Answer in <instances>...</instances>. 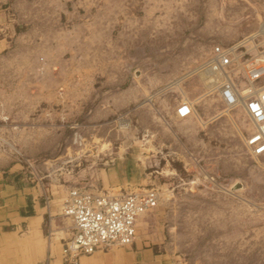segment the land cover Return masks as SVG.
<instances>
[{
    "label": "rangeland",
    "instance_id": "374dc122",
    "mask_svg": "<svg viewBox=\"0 0 264 264\" xmlns=\"http://www.w3.org/2000/svg\"><path fill=\"white\" fill-rule=\"evenodd\" d=\"M11 1L0 0L7 23L16 27L9 35L6 26H0V40L7 37V43L0 42V61H6L0 62V169L10 165L26 169L30 179L43 187L46 183L50 193L46 200L60 190L59 204L75 184L114 193L156 186L161 200L138 223L136 238L161 254L158 264H264V157L249 154L244 146L243 131L250 122L241 113L239 118L247 124L240 125L235 107L219 101L214 93L217 83L206 76L207 70L181 77L203 61L214 42L232 44L246 36L248 51L261 49L264 0H67L68 10L76 1L81 12H62L55 26L68 31L55 35L56 45L48 43L46 59L55 58L51 53L65 47L67 37L79 41L80 30L73 22L90 18L84 26L94 27L92 18L97 16L103 25L95 31L103 35V43L89 35L94 44L86 46L84 60L93 55V61L83 63L84 73L89 79L94 71L102 73L108 67L125 72L121 87L126 88L127 102L112 109L107 117L112 120L103 125L87 124L85 140L81 134L74 137V132L76 122L89 117L88 110L75 111L67 101L62 109L61 103L49 105L56 98L68 100L79 83L74 76L80 73V55L70 57L77 54L78 44L62 55L64 61L71 60L70 73L65 62H60V72L57 65L48 72L44 66L48 61L34 59L38 58L34 51L27 56L26 48L13 58L17 53L13 40L28 27L25 20L34 26L38 22L25 10L21 14L25 20L20 19ZM54 1L19 0L23 9L44 7L41 14L47 13L49 20L59 16L52 12L59 10ZM84 6L92 7L89 15L82 13ZM105 7H113V13L94 14ZM171 69L178 78L169 86L170 77L165 76ZM143 72L154 76L151 92L143 86ZM65 74H69L66 81ZM28 87L42 88L43 93L29 94ZM180 98L188 99L195 110L179 116ZM57 222L54 227L72 225L70 219ZM43 230L46 237V222ZM112 246L96 252L107 254ZM60 247L56 253L61 262ZM129 263L137 264L133 258Z\"/></svg>",
    "mask_w": 264,
    "mask_h": 264
},
{
    "label": "crops",
    "instance_id": "0c3cea01",
    "mask_svg": "<svg viewBox=\"0 0 264 264\" xmlns=\"http://www.w3.org/2000/svg\"><path fill=\"white\" fill-rule=\"evenodd\" d=\"M11 2L13 8L17 11V14L20 16V19L21 18L24 19V17H22L21 14L25 10L27 15H35L34 17L38 22V24L34 26L33 21L29 22L24 19L27 23H29V25L25 31L19 32L13 40L16 41V44L14 46L17 47L16 49H14V51L17 53H15L13 58L14 57L17 58V55L20 54V51L26 48L25 51L28 52L27 56L30 53H33L34 51L36 57L38 56V58H34V59H37V61L47 60L46 58H48L50 55L48 54L50 49L48 43H52L53 45H56L55 40L57 34L60 36L59 33L63 31H68V30H59L61 26L58 25L55 26L61 19L62 12H64V14L67 12L68 14L69 13L73 14L74 11L79 13L81 12V10H79L78 7L76 6L77 4L76 1L71 2L70 4L71 10H68L69 5H67V0H55L52 3L53 5H57L58 6L57 8L60 11L59 10L56 11L54 9V11L52 12L53 13L59 12V16H57L56 14V17L54 16L55 18L52 17L53 19L49 20L51 18L46 17L47 13H45L44 15L41 14L43 13L41 12V9L44 7L35 8L34 5H31L32 8L28 7L27 9H23L24 6L22 5L20 7L22 3L19 2V0H13ZM83 10H84L82 12L83 14L89 15L92 11V7L86 8L84 6ZM105 10L109 11L106 12V14H109L112 12L113 7H105L104 9L97 8L95 9L94 14L103 12ZM79 13L77 14L79 15ZM40 17L43 19H41ZM90 20L91 19L88 18L79 23L73 22L72 26L75 25L74 26L75 29L80 30L79 41H77L76 39L74 40V38L72 37L70 38L67 37L68 40L67 39L64 40L65 47L61 46L60 48H56V50L51 53L52 55L55 56V58L51 59L50 61L47 60L48 66L47 65L44 66H46V70L48 72H52L51 70H53V68L56 67L57 65V68L60 72V69H62L60 62H65L64 64L67 69V72L70 73L72 66L71 60L66 61L67 58H64L62 55L66 51V48L68 49V47L72 46V44H78L77 54L75 53V55H73L71 53L70 57L72 56L79 57L80 55L79 57L80 66L78 68L80 69V73L78 76H74L75 80L79 83L78 84L75 83L74 92L70 93L73 98L72 97L68 98L70 99V102H67V104L71 103V106L74 104L75 107L73 106V108L75 109V111H79V112L83 110L89 111V117L83 118L82 121H86V122L107 121L108 119L107 117H109V113L112 109H114L115 107L120 109V107H122L127 102V97L124 93L126 88L121 87L122 83L125 81L123 75V73L125 74V72L113 71L111 67H108L107 70L105 69L104 71L105 73L102 72L104 74L98 73L96 70L94 71L93 74H91V76H89V79H87L88 75L86 74L87 75L86 76L84 73L85 65L83 63L86 62L87 60H89V62L90 61L92 62L93 55H89L86 58V60H84V56L87 55L88 52L86 50L87 48L86 46L94 44V42L90 43L91 36L89 35L91 34L96 35V37L99 38V43H103V35L100 32L95 31V29L98 30L97 29L98 26L103 25L102 23L103 19H100L97 16H95L94 19L92 18L94 27L93 26L85 27L84 25H87ZM7 21L8 19H6L4 10L1 9L0 7V23H2L1 26L3 27L5 25L6 26L5 28H7V32L9 33V35L10 34L13 35L14 34L13 31L16 30L15 24L12 25V23L11 24L10 22L7 23ZM41 21H45V22L42 23ZM105 22H106L105 25L107 26L108 23L107 18L105 19ZM83 29L85 30L88 29V34L83 33L85 31ZM68 35L71 36V32H68ZM6 39H7L6 36L1 38L2 41L7 43ZM86 41L88 42V45H86L87 44ZM83 46H84V50L82 48ZM81 49L83 51L82 55L81 52L79 54V50L81 51ZM2 55L3 54H0V58H2L1 57ZM63 59L66 60L64 61ZM12 60L13 59H11V62L13 63L14 61ZM18 60L22 61L24 59L22 57H18ZM0 62L2 63L6 61H0ZM42 68L43 71H45L44 70L45 67ZM143 73H145L142 75V81H144L143 86L147 87L151 92L150 87L152 85L151 84L153 81L152 78H154V76L150 73L148 74L146 72ZM172 74L173 71L171 69V71L165 76V78L170 77L169 86L172 84L174 80H176L177 77L176 74L175 76H173L174 74L173 75ZM68 75L69 74H65L66 77H63L64 80L67 79ZM60 76H64V74H60ZM30 81L31 84L35 83L34 79H31ZM41 89L42 88L39 87H28L27 91H29V94H34V93L40 94L43 93V90L41 91ZM60 102L61 100L56 98V100H53L49 105L57 104ZM171 103H172V109L174 111L176 107L175 106L176 101H173ZM61 104H63V106L60 107L61 109L66 106L65 103L61 102ZM108 120H112V118ZM103 169L105 170V168ZM111 174H113V172H111ZM28 175L29 174L26 169L18 170V167H15L14 165H10L8 167H4L0 169V264H38L37 262L41 260H45L46 264H70L69 262L63 260L62 245L64 240L71 235L72 225L68 226L65 223L60 227L53 226V223L56 226L58 225L56 224L57 219L64 218L67 221L68 219H70L64 216L63 213L61 212L62 209L61 204L62 203L64 204V202L62 201L65 197L66 192L64 193L62 197L63 199L60 204H59V195H60L59 189H55L57 191L56 193L57 195L54 194L53 198L46 200L47 198L45 199L44 196L47 195L48 198L50 196L46 183H45V187H43L42 185H40L38 181H35L34 179H30ZM108 181L112 182L111 179H109ZM57 215L60 216L57 217ZM145 216L146 213L138 219L137 226L138 223H140ZM44 222H46L49 227V231L46 237L43 234ZM136 236L134 241L130 244V247L112 246L110 249H108L107 252H104L107 254H103V255L98 254L96 252L97 250H95L94 252L96 253L93 256H89V254H92L93 252L89 254L81 255L79 257V264H105V262H110V261H112L114 264H130L129 262L131 258H133L134 262H136L137 264H158V260L161 261L162 258L160 256L161 254L154 252L152 247H144L141 238H136ZM44 238H46V241L44 240ZM60 244H61L60 247L61 262L59 259H57V253H56V250L58 249Z\"/></svg>",
    "mask_w": 264,
    "mask_h": 264
},
{
    "label": "built area",
    "instance_id": "2783aa9c",
    "mask_svg": "<svg viewBox=\"0 0 264 264\" xmlns=\"http://www.w3.org/2000/svg\"><path fill=\"white\" fill-rule=\"evenodd\" d=\"M245 37L232 44L212 43L203 61L181 77L199 70L211 73L210 80L217 83L214 93L219 101L232 108L241 106L250 122L249 128L243 131L244 146L249 154L264 157V46L261 49L255 47L253 52L248 51L246 40L240 42ZM215 75L220 79H215ZM58 95L62 98L60 93ZM66 101L69 102V99H61L62 103ZM177 105L176 113L179 116L192 111L188 99L180 98ZM104 123L78 121L76 125L79 127L74 137L81 134L85 140L88 134L83 129L87 124L101 126ZM158 189L148 186L132 191L120 189L114 193L83 183L70 186L61 209L73 221L71 235L62 245L63 260L79 264V257L83 254L107 249L113 244H131L136 236L138 217L158 203Z\"/></svg>",
    "mask_w": 264,
    "mask_h": 264
},
{
    "label": "bare ground",
    "instance_id": "6f19581e",
    "mask_svg": "<svg viewBox=\"0 0 264 264\" xmlns=\"http://www.w3.org/2000/svg\"><path fill=\"white\" fill-rule=\"evenodd\" d=\"M262 28H263V31H264V26H262ZM243 41H245V40H242V41H240V42H243ZM246 42H247V41H245V43H246ZM205 71H206V70H205ZM206 76H208V78L210 79V78H211V73L206 72ZM214 78L217 79V80L220 79V77H219L218 75H215ZM212 82H213V81H212ZM216 86H217V85H215V87H216ZM190 103H191V102H190ZM192 106L194 107V104H192ZM227 106H228V105H227ZM192 109L195 110V108H192ZM234 110H235V112H234V117H235L237 120H239V124L242 125V126H246L247 123L245 122V120L239 118V115H240L241 113L245 114L244 111H243V109H242V107H241V106H236V107L234 108ZM230 115H231V114H230ZM198 118H199V117H198ZM85 151H86V150H85ZM158 191H159V189H158ZM159 195H160V198H159V200H158V203H157V205L154 206V207H157V206L159 205L160 200H161V192H160V191H159ZM154 207H152V208H154ZM152 208H150V209L144 211L143 213H141L140 216L138 217V219H139L140 217H142L146 212H148L149 210H151ZM63 215L71 219V217L65 215L64 213H63ZM138 219H137V221H138ZM71 221H72V219H71ZM72 224H73V221H72ZM136 233H137V222H136ZM113 245H120V244H113ZM124 245H130V243H128V244H124ZM111 246H112V245H111ZM96 250H98V249H96ZM93 252H94V251H93Z\"/></svg>",
    "mask_w": 264,
    "mask_h": 264
}]
</instances>
